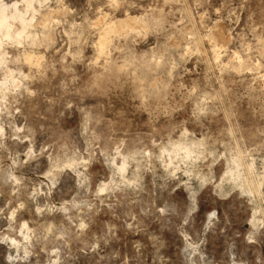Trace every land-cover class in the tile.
<instances>
[{"label": "clouds", "instance_id": "obj_1", "mask_svg": "<svg viewBox=\"0 0 264 264\" xmlns=\"http://www.w3.org/2000/svg\"><path fill=\"white\" fill-rule=\"evenodd\" d=\"M212 5L213 0H28L24 16L13 11L24 5H4L23 27L0 32V264H79L80 254L89 264H149L151 251L139 243L134 251L105 252L102 244L115 237L113 227L89 235L91 216L146 192L175 193V208L155 212L185 217L184 225L197 197L200 213L212 219L221 207L228 209L237 187L264 208V74L257 77L260 95L246 122L232 116L222 126L220 114L235 107L228 82L241 70L237 56L227 53L233 67L221 82L205 47L230 46L253 73L256 62L264 73V0ZM213 12L209 29L205 19ZM41 98L51 111L33 113ZM121 99L139 102L134 106L147 113V132L104 119ZM65 114L78 119L66 126ZM20 120L24 124L17 127ZM25 140L26 150L17 151ZM225 164L240 177L238 184L227 178L217 183ZM61 177L68 182L58 190ZM205 189L225 203L213 202ZM197 248L186 243L174 264H213ZM222 264L248 262L226 250ZM254 264H264V256Z\"/></svg>", "mask_w": 264, "mask_h": 264}, {"label": "rangeland", "instance_id": "obj_2", "mask_svg": "<svg viewBox=\"0 0 264 264\" xmlns=\"http://www.w3.org/2000/svg\"><path fill=\"white\" fill-rule=\"evenodd\" d=\"M17 2L21 4V0H4V4ZM213 9L220 7V0H213ZM216 14H211V19H205V23L209 29L215 24ZM239 30V29H237ZM215 40V36L212 37ZM103 44V45H102ZM205 47L209 50V55L212 61L217 66L216 77L223 82L233 65L228 63L227 53L231 52L237 56L236 65L240 68L239 74L232 73L234 79L228 82V86L232 88L231 99L235 103V107L231 114L221 113L219 119L222 126H227L232 116H237L245 119L251 106L257 103L256 98L260 95L259 80L257 77L262 75L259 63H257V71L253 73L251 67L243 62V58L238 56L234 48L226 46L220 42L215 45L206 43ZM105 50L104 43H101L100 53ZM187 50V47L186 49ZM192 67L191 64L188 65ZM203 67V66H202ZM244 69H247L246 71ZM255 81V83H254ZM219 86L218 84L216 85ZM131 99H121L114 102V109L104 113V119L120 120L129 131L147 132L148 115L136 111ZM42 110L50 112L47 107V101L43 98L38 99L32 107L33 113H39ZM125 118V119H122ZM77 115H68L62 118L64 124L70 125L73 120H77ZM24 121L17 122V127L23 126ZM16 143V142H14ZM17 151H24L27 147V141L23 144H16ZM23 159V157H21ZM47 164L40 165L44 168ZM26 174L33 182L38 181V177L33 171L25 170ZM229 173L227 177L225 174ZM42 179V177H40ZM227 178L233 184H238L240 177L236 173H230L228 166L225 164L223 172L220 173V178L217 183ZM149 175L145 183L151 180ZM67 180L61 177V183L58 185V190H62L67 184ZM151 187V185H149ZM43 190V189H42ZM182 189H177L181 191ZM208 198L213 202L220 201L221 205L225 203L220 197L213 196L205 189ZM202 193L201 195H204ZM228 197L231 200L228 209L225 211L223 207L218 211L215 218L210 219L207 214H201L199 211L200 199H196V211L191 217H187L189 223L184 225L181 217L175 213L171 216L162 217L155 212L156 207L168 205L172 208L176 207L177 201L174 199L175 193L168 194L162 192L159 195L150 193H142L135 198V202L127 199L121 201L118 206L109 211L104 209L98 215L89 218L90 229L89 235L97 237L102 236L108 227H113L115 237L111 239L104 247L105 252H114L119 250L121 253L134 251L133 245L141 244L150 249L151 256L148 257L149 264L155 260L156 264H174L177 253L181 252L186 243H190L193 247L199 245L197 251L203 250V254L208 256V259L213 261V264H222L226 250L233 256H236L241 261H247L248 264H254L257 257L264 256V208L260 207L249 192L245 194L239 187ZM185 199H188V194L185 193ZM190 204L191 201H188ZM211 210V208L209 209ZM187 215V209L185 216ZM197 217H201L197 220ZM28 218L27 215L24 217ZM57 220H62V217L57 216ZM2 223V222H0ZM131 225V228L128 227ZM208 225L206 228L205 226ZM250 240H256V244H250ZM102 255L104 253H101ZM89 257L83 254L79 255V264H89Z\"/></svg>", "mask_w": 264, "mask_h": 264}, {"label": "bare ground", "instance_id": "obj_3", "mask_svg": "<svg viewBox=\"0 0 264 264\" xmlns=\"http://www.w3.org/2000/svg\"><path fill=\"white\" fill-rule=\"evenodd\" d=\"M17 5H24L14 9V12L19 13L20 16H24V13L27 11L26 4L28 0H21V4L14 2ZM5 4H0V32H2L5 26L12 28L14 31L21 29L23 27V22L19 18H11V14L5 11ZM27 17H25V20ZM103 45V44H102Z\"/></svg>", "mask_w": 264, "mask_h": 264}]
</instances>
